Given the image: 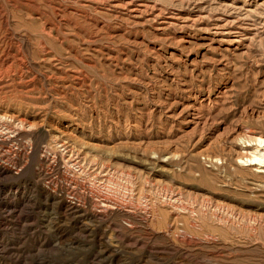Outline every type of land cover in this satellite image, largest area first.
I'll return each instance as SVG.
<instances>
[{"label":"rangeland","instance_id":"1","mask_svg":"<svg viewBox=\"0 0 264 264\" xmlns=\"http://www.w3.org/2000/svg\"><path fill=\"white\" fill-rule=\"evenodd\" d=\"M259 139L264 0H0V264H264Z\"/></svg>","mask_w":264,"mask_h":264},{"label":"bare ground","instance_id":"2","mask_svg":"<svg viewBox=\"0 0 264 264\" xmlns=\"http://www.w3.org/2000/svg\"><path fill=\"white\" fill-rule=\"evenodd\" d=\"M121 3V2H120ZM141 4V3H140ZM138 4V5H140ZM144 4V3H143ZM152 4V3H151ZM116 5V4H115ZM137 5V3H136ZM146 5V4H145ZM117 6V5H116ZM119 6V5H118ZM142 6V5H141ZM137 8V7H136ZM138 9V8H137ZM140 9V8H139ZM144 9V8H143ZM135 10V9H134ZM142 10V9H141ZM159 10V9H158ZM137 11V10H136ZM135 12V11H134ZM133 12V13H134ZM62 14V13H61ZM158 14V13H157ZM136 15V13H135ZM138 15V14H137ZM133 16V15H132ZM160 16V15H159ZM174 16V15H172ZM179 17V16H177ZM160 19V18H159ZM166 19V17H165ZM169 22V21H167ZM163 23V22H162ZM173 23V22H172ZM175 24V23H174ZM169 25V24H168ZM217 25V24H216ZM202 109V108H201ZM193 114V113H192ZM200 117V116H198ZM2 120V119H1ZM4 120V119H3ZM6 120V119H5ZM196 120V119H195ZM208 120V119H207ZM200 120L197 121V124L200 125V123H198ZM203 121V120H202ZM195 123V122H194ZM205 123V122H204ZM196 125V124H195ZM249 145H247V147H243V150H247L250 151V157L249 158H245L244 162L245 163H249L250 166H257L259 169L264 168V139H259L257 140V143L255 145L251 144V142H248ZM60 157V156H59ZM255 167V168H257ZM173 199V198H172ZM171 200V199H170ZM176 201V200H175ZM174 201V202H175ZM173 202V201H172ZM176 203V202H175Z\"/></svg>","mask_w":264,"mask_h":264}]
</instances>
